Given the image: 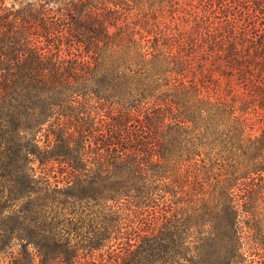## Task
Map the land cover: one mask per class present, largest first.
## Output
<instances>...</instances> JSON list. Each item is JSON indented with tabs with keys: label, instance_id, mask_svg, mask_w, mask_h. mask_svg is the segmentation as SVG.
I'll return each instance as SVG.
<instances>
[{
	"label": "trees",
	"instance_id": "1",
	"mask_svg": "<svg viewBox=\"0 0 264 264\" xmlns=\"http://www.w3.org/2000/svg\"><path fill=\"white\" fill-rule=\"evenodd\" d=\"M0 258L264 264V0H0Z\"/></svg>",
	"mask_w": 264,
	"mask_h": 264
},
{
	"label": "rangeland",
	"instance_id": "2",
	"mask_svg": "<svg viewBox=\"0 0 264 264\" xmlns=\"http://www.w3.org/2000/svg\"><path fill=\"white\" fill-rule=\"evenodd\" d=\"M169 18H170V16H169ZM45 132L46 131H44L43 133H45ZM41 140L42 141H41L40 145L45 146L46 145V142H45L46 136L44 134L42 135V139ZM35 166L38 168L40 166L39 162L35 163ZM40 167H42V166H40ZM0 260H4V259L0 258Z\"/></svg>",
	"mask_w": 264,
	"mask_h": 264
}]
</instances>
